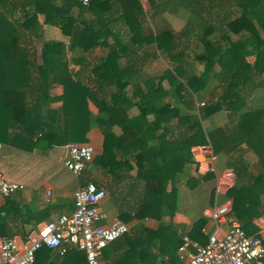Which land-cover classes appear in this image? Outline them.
I'll return each instance as SVG.
<instances>
[{"label":"trees","instance_id":"obj_1","mask_svg":"<svg viewBox=\"0 0 264 264\" xmlns=\"http://www.w3.org/2000/svg\"><path fill=\"white\" fill-rule=\"evenodd\" d=\"M146 1L0 0V144L46 154L99 129L102 147L82 173L108 177L118 216L133 221L103 248L104 264H178L172 219L178 182L195 180L192 146L210 144L230 161L236 181L225 196L242 227L264 215V0ZM44 25L65 40L44 38ZM157 59L164 70L145 74ZM63 72L71 77L59 80ZM136 81L143 86L133 90ZM89 181L99 186L80 178ZM43 215L6 197L0 238H26ZM201 226L199 218L190 235L204 244ZM33 264L88 263L81 250L42 247Z\"/></svg>","mask_w":264,"mask_h":264},{"label":"crops","instance_id":"obj_2","mask_svg":"<svg viewBox=\"0 0 264 264\" xmlns=\"http://www.w3.org/2000/svg\"><path fill=\"white\" fill-rule=\"evenodd\" d=\"M40 21H42L41 17ZM47 27L44 25L45 29ZM57 39L63 40L64 37ZM27 47L36 49V56L39 59L40 46L32 43ZM165 67L166 64L162 59L147 62L145 74L162 71ZM70 77L71 74L69 72L66 74L60 73L58 76L59 80L69 79ZM142 86L141 81H136L131 85V89L134 90ZM163 86H169L167 80L163 81ZM53 91L55 93L62 91L61 82L56 84ZM208 98L209 95L206 96L205 100ZM59 105L60 102H57L54 106ZM128 112L134 118L133 122H141L143 120V117L138 113V109L135 106H132ZM147 119L152 121L154 119L153 115L152 118L147 117ZM203 123L206 127L211 124L207 118L204 119ZM86 136V143L93 147L94 153L100 151L103 135L99 129H90ZM207 145L203 144L191 147L193 162L190 165V173L194 176V182H190V184L185 183L184 180L180 183L178 182L177 211L172 219V221L175 220L179 221L177 223H180L178 228H176L179 232L178 245H180L182 237L185 235L202 244L198 239H194L190 235L193 223L199 218L202 219L201 234L203 239H205L204 244L207 242L209 234H215L220 237L226 232L228 227L227 223L216 224L210 217V210L214 204H227L231 209V201L225 195L227 190L235 183L236 176L230 161L225 155L214 154L211 148H207ZM66 152V144L55 146L46 154L38 153L36 150L26 151L14 146L0 144V170L7 179L24 185L22 190L11 194L9 199L27 204L44 213L43 220L37 223L32 221L25 226V230L28 233L35 232L48 219L51 220L61 213L72 211V192L80 183V178L87 179L88 176L96 180L98 179V185L105 190V196L99 203L100 208L107 214L109 219L118 218L123 221L118 216L117 207L111 199V195L116 188L115 184L108 177L100 176L96 172L90 175L83 172L80 177H75L62 164V159L65 157ZM211 154L216 156L214 161L210 159ZM135 172V169L131 170L132 175H135ZM4 200L5 198L0 199V204ZM123 222L128 226L133 223V221ZM156 222L154 219H146L143 221L145 225L151 228L157 226ZM243 229L247 234L255 235L263 239L264 215L253 217ZM13 238L17 240L24 239L20 236Z\"/></svg>","mask_w":264,"mask_h":264},{"label":"built area","instance_id":"obj_3","mask_svg":"<svg viewBox=\"0 0 264 264\" xmlns=\"http://www.w3.org/2000/svg\"><path fill=\"white\" fill-rule=\"evenodd\" d=\"M203 104L200 102L198 105ZM66 146L62 164L78 178L92 161L94 149L90 144L78 142H68ZM207 148L211 146L208 144ZM210 159L214 161L216 156L211 154ZM23 188L22 183L7 179L0 170V199ZM104 196L105 190L94 182L79 183L72 192V211L45 221L22 240H0V264H33L37 251L42 247L61 255L69 248H75L84 252L88 264H103V248L129 230L126 223L118 218L109 219L100 208L99 203ZM210 217L216 224L227 223L226 232L220 237L209 234L205 244L187 235L182 237L177 248L181 264H264L261 238L247 234L240 222L230 215L227 204H214Z\"/></svg>","mask_w":264,"mask_h":264},{"label":"rangeland","instance_id":"obj_4","mask_svg":"<svg viewBox=\"0 0 264 264\" xmlns=\"http://www.w3.org/2000/svg\"><path fill=\"white\" fill-rule=\"evenodd\" d=\"M143 1V4L145 5V7H148V3H147V1L146 0H142ZM166 18H167V20L169 21V23L172 25V27L173 28H175V29H178V28H180V26H181V24L183 23L182 22V20L181 19H179V18H177V17H174V16H172V15H166ZM56 33H58V34H56ZM43 36H44V38H48V39H57V38H61V37H64L62 34H61V32L57 29V28H55V27H53V26H48L47 27V29H45L44 28V33H43ZM64 39H65V37H64ZM36 43H34V45H35ZM39 45V44H38ZM36 50V49H35ZM147 70V69H146ZM67 72H63V74H66ZM199 104V103H198ZM156 221V220H155ZM173 223H172V226H173V228H178V226L180 225V223H177V222H179V221H175V220H173L172 221ZM151 224H152V222H151ZM158 223L156 222V225H157ZM179 242V233H178V236H175L174 238H173V243L174 244H177ZM182 262L178 259V264H181Z\"/></svg>","mask_w":264,"mask_h":264},{"label":"water","instance_id":"obj_5","mask_svg":"<svg viewBox=\"0 0 264 264\" xmlns=\"http://www.w3.org/2000/svg\"><path fill=\"white\" fill-rule=\"evenodd\" d=\"M147 117H148V118H152V114H148Z\"/></svg>","mask_w":264,"mask_h":264}]
</instances>
